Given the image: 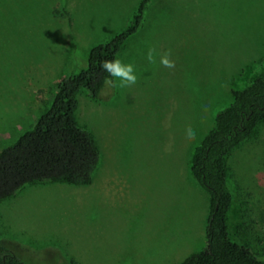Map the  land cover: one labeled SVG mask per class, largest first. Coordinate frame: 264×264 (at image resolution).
Masks as SVG:
<instances>
[{"label": "rangeland", "instance_id": "374dc122", "mask_svg": "<svg viewBox=\"0 0 264 264\" xmlns=\"http://www.w3.org/2000/svg\"><path fill=\"white\" fill-rule=\"evenodd\" d=\"M140 2L0 0V148ZM144 14L117 57L136 85L108 100L78 94L75 118L101 150L91 183L33 182L0 200V242L27 264H180L206 246L210 197L192 154L233 91L264 72V0H151ZM152 46L175 68L149 63ZM226 160L232 237L264 258V121Z\"/></svg>", "mask_w": 264, "mask_h": 264}, {"label": "trees", "instance_id": "16d2710c", "mask_svg": "<svg viewBox=\"0 0 264 264\" xmlns=\"http://www.w3.org/2000/svg\"><path fill=\"white\" fill-rule=\"evenodd\" d=\"M150 1L141 0L121 31L91 46L86 66L71 70L60 81L51 105L32 127L12 145L0 148V200L33 182L59 181L75 186L91 183L101 150L93 134L75 118L78 94L86 90L99 100L114 96L116 87L105 89L102 96L97 95L107 75L100 62L118 57L128 38L139 30ZM233 96L230 104L216 112L214 125L193 150L190 172L209 193L210 214L205 248L189 254L180 264H264V258L232 237L230 213L234 196L228 185L226 160L264 121V72L235 89ZM0 264L27 263L0 242Z\"/></svg>", "mask_w": 264, "mask_h": 264}, {"label": "clouds", "instance_id": "9594fccd", "mask_svg": "<svg viewBox=\"0 0 264 264\" xmlns=\"http://www.w3.org/2000/svg\"><path fill=\"white\" fill-rule=\"evenodd\" d=\"M157 56H159V63L162 67L168 69L175 68V60L172 59V51L170 49L158 52L155 46L149 47L146 55L147 61L155 63ZM100 67L107 75L104 77L102 87L98 90L97 95H104L107 88H131L138 81V77L135 74V65L124 63L119 58L102 60ZM117 81L119 82L118 84ZM185 138L189 142L196 139V131L191 126L185 129Z\"/></svg>", "mask_w": 264, "mask_h": 264}, {"label": "crops", "instance_id": "0c3cea01", "mask_svg": "<svg viewBox=\"0 0 264 264\" xmlns=\"http://www.w3.org/2000/svg\"><path fill=\"white\" fill-rule=\"evenodd\" d=\"M127 42V41H126ZM126 44V43H125ZM125 46V45H124Z\"/></svg>", "mask_w": 264, "mask_h": 264}]
</instances>
